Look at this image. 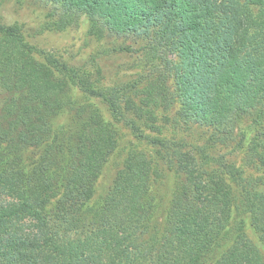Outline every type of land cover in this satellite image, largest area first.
<instances>
[{"label": "trees", "instance_id": "trees-1", "mask_svg": "<svg viewBox=\"0 0 264 264\" xmlns=\"http://www.w3.org/2000/svg\"><path fill=\"white\" fill-rule=\"evenodd\" d=\"M36 1L43 32L149 40L106 85L0 22V264H264V0Z\"/></svg>", "mask_w": 264, "mask_h": 264}, {"label": "rangeland", "instance_id": "rangeland-1", "mask_svg": "<svg viewBox=\"0 0 264 264\" xmlns=\"http://www.w3.org/2000/svg\"><path fill=\"white\" fill-rule=\"evenodd\" d=\"M48 8V7H47ZM44 4L36 0H27L22 5L15 0H7L0 8V22L4 24H22L27 40L34 46L58 56L67 64L88 70L99 69V82L106 85H122L137 78L143 60L144 50L141 46L146 41L124 39H106L98 41L87 33L88 23L82 22L78 27H72L64 32L41 31L44 23L50 18ZM48 15V16H47ZM120 46H128L130 52H120ZM105 116L111 119L106 107ZM122 136L121 146L110 158L97 184L98 193H103L112 184L115 175L126 158V149L134 140L128 129L120 126ZM162 195L166 198L172 188V174L167 172ZM167 199V198H166ZM166 203V200H165ZM253 238L264 250V214H253Z\"/></svg>", "mask_w": 264, "mask_h": 264}]
</instances>
